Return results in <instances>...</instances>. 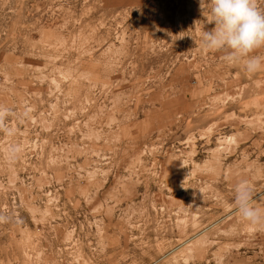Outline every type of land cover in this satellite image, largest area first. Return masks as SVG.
<instances>
[{"label": "rangeland", "instance_id": "374dc122", "mask_svg": "<svg viewBox=\"0 0 264 264\" xmlns=\"http://www.w3.org/2000/svg\"><path fill=\"white\" fill-rule=\"evenodd\" d=\"M210 8L0 0V264H264V68Z\"/></svg>", "mask_w": 264, "mask_h": 264}, {"label": "clouds", "instance_id": "9594fccd", "mask_svg": "<svg viewBox=\"0 0 264 264\" xmlns=\"http://www.w3.org/2000/svg\"><path fill=\"white\" fill-rule=\"evenodd\" d=\"M214 27L202 36L205 52H222L228 63L244 61L248 73L264 68V60L253 55L264 47V9L257 0H210ZM4 113L0 112V119ZM236 210L252 230L264 226V214L253 203V190L246 182L235 187ZM0 217V221H3Z\"/></svg>", "mask_w": 264, "mask_h": 264}]
</instances>
